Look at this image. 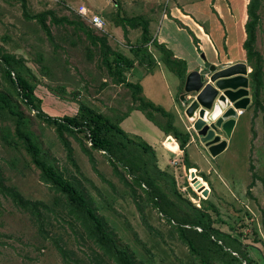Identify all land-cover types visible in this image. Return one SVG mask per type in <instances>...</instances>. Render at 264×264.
<instances>
[{
  "label": "rangeland",
  "instance_id": "rangeland-1",
  "mask_svg": "<svg viewBox=\"0 0 264 264\" xmlns=\"http://www.w3.org/2000/svg\"><path fill=\"white\" fill-rule=\"evenodd\" d=\"M79 5L86 7L88 17L96 14L103 18L102 30L92 27L87 18L77 14ZM157 5L164 8L163 0H116V3L114 0H27L31 14L50 9L55 17L79 20L93 35L105 37L113 51L130 59L136 55L134 45L138 42L136 34L139 30L130 32L125 28L124 33L115 26L116 20L118 17H142L143 10L154 11ZM255 12L259 22L254 30L253 50L263 60L259 99L264 105V0H258ZM46 24L51 42L35 21L23 18L17 2L0 0V47L22 59L30 71L35 94L41 99L44 112L55 117L72 115L77 105L83 103L113 121L118 129L113 135L112 152L90 149V143L81 135L78 138L67 135L72 147L69 159L53 127L37 118L33 109L21 104L29 117V128L46 157L91 197L96 214L104 219L115 242L126 247L138 264H200L177 235L178 224L192 217L197 208L209 215L214 229L229 234L239 245L237 255L231 253L236 260L226 253L211 251L206 257L207 264H264V179L254 188V198L249 185L241 194V187L247 180L251 184L255 181L254 175L264 177L262 108L254 107L251 102L243 108V113L236 119L228 157L222 158L227 153L221 152L212 158L207 146H202L205 150L200 148L194 143L197 142L194 137L187 153L200 171L187 170L183 164L185 152L180 155L182 152L174 149L176 144L171 138H165L162 143L167 148L164 153L159 146L141 149L139 136L127 133L129 127L138 129L143 122L141 119L150 118L146 110L138 107L139 98H133L129 89L115 84V78L101 63L100 48L92 45L73 26L54 25L48 18ZM155 27L156 21L150 25L151 33ZM136 61L133 63L132 59L131 67L123 70L122 75L139 86L138 78L144 75L146 67L138 68ZM149 74L141 79L145 95L150 96L149 90L153 88V94L169 104L175 74L152 66ZM163 76L170 83L165 85ZM248 79L250 81V76ZM2 88L6 85L0 77ZM248 88L251 98L250 82ZM132 107L136 110L128 117ZM156 118L157 115L153 118L156 122H164L162 117ZM4 127L13 131V124L7 117L0 118V172L5 184L16 188L26 199L44 202L52 212H42L46 217L42 227L10 198L0 194V264H117L88 238L82 221L68 212L65 197L43 181L40 169L16 138L3 133ZM253 127L261 138L257 147L250 137ZM121 136L122 140L119 139ZM79 139L90 149L92 158L82 149ZM254 150L257 157L253 156ZM220 166L223 167L224 183L216 174V168ZM199 175L209 183V189ZM205 187L207 194L202 196L200 189ZM194 229L200 232L199 228ZM54 242L66 249V258L58 254Z\"/></svg>",
  "mask_w": 264,
  "mask_h": 264
},
{
  "label": "trees",
  "instance_id": "trees-1",
  "mask_svg": "<svg viewBox=\"0 0 264 264\" xmlns=\"http://www.w3.org/2000/svg\"><path fill=\"white\" fill-rule=\"evenodd\" d=\"M13 1L20 5L23 18L27 21H35L44 31L45 37L50 42L52 41V36L48 24H46V18L54 25L63 23L80 30L92 45L100 48L101 63L104 65L108 74L115 78V84L129 89L133 98H139L138 107L146 110L150 120L152 119L150 109L160 110L162 115L166 117V121L163 125H157H159L164 132L172 133L175 138L179 139V147L185 152L184 147L187 141V135L174 127L172 124V114L166 112L161 106L153 105L150 101L144 100L141 96H138L139 86L128 82L122 75L124 72L123 70H127L131 67L132 59L134 61L138 53L143 55L147 54L143 46L145 44H151L161 53V61L165 67L179 78L182 89L186 72L185 63L182 60L173 58L171 51L164 45L151 39L148 33V21L146 19L133 16L118 17L116 20L115 26H119L124 33L126 32L125 27L132 30L138 28L140 31L138 42H136L138 45H134V53L136 55L130 59L113 51L107 44L105 37L93 35L92 31L79 20H69L67 17H55L53 11L50 9L31 14L27 8V0ZM257 5L258 0H249L247 3L248 18L245 24L246 40L243 43V48L246 51L248 65L252 67L249 74L250 85L252 86L251 103L254 107L262 108V117L264 120V105L259 99L260 89L263 85V60L261 55L253 50L254 30L259 22V17L257 12H255ZM175 21L180 27L186 30L187 34L191 37L193 45L197 48V40L191 32L183 27L180 22L177 20ZM146 57L149 59L148 55H145V58ZM149 65L150 64H148V66ZM209 70H214V67H209ZM0 77L6 85V88L0 89V118L7 117L13 124L12 132H10L8 127H4L2 128L3 133L12 135L21 143L30 156V160L40 169V175L43 181L52 185L56 191L65 197L70 215L75 217L76 220L82 221L83 226L86 228L88 238L91 239L106 256L112 258L117 264H138L126 247H120L115 242L113 234L108 230L104 219L96 214L91 197L86 195L84 189L78 183L66 178L46 157L37 137L29 128V117L24 113L21 104L33 109L37 118L53 127L57 138L64 145L69 159H71L72 147L66 137L67 135L77 138L81 135V137L90 143V149L112 152L115 145L113 135L118 130L116 125L113 124V121L100 115L96 110L83 103L77 105V110L72 115L68 114L61 117L48 115L41 108V99L35 94V85L31 81L30 71L25 67L22 59L3 51L1 47ZM146 106L148 108H145ZM120 118L121 116L118 117V119ZM122 137L123 136L119 137V139L122 140ZM79 141L82 145V149L92 158L90 149L85 146L81 139H79ZM142 142L139 144L141 149L149 148L148 145ZM109 161L114 166L115 170H117L114 161L111 160V158ZM183 164L186 168L190 167L187 159H184ZM0 194L10 198L14 205L19 207L20 210L29 213L42 227L46 218L42 212H52L44 202L26 199L16 188L5 184L4 176L1 175V172ZM212 224L206 212L194 208V215L186 220H182V222L178 224L177 235L182 244L187 247L188 251L200 262V264H207L206 257L211 251L226 253L230 259L236 260V257L232 254L237 255L235 252H237L236 250L239 245L234 239L230 238L229 234L214 229ZM185 226H188V228ZM194 228H199L200 232L195 231ZM40 229L42 230V228ZM203 239H205L206 242ZM54 245L58 254L66 258V249L56 242H54ZM64 261L67 262L65 259Z\"/></svg>",
  "mask_w": 264,
  "mask_h": 264
},
{
  "label": "crops",
  "instance_id": "crops-1",
  "mask_svg": "<svg viewBox=\"0 0 264 264\" xmlns=\"http://www.w3.org/2000/svg\"><path fill=\"white\" fill-rule=\"evenodd\" d=\"M114 3H116V0H114ZM247 3L248 0H163L164 8L160 9L161 6L159 5L154 8V11L150 10V8H147L143 10L144 14L142 15V18L148 21V33L151 39L159 44L164 45L169 51H171L173 58L182 60L185 63V75L189 71H201L203 73L207 71L212 73L218 69H222L228 65L236 63H245L247 69L251 71V68L248 65L246 51L243 48V43L246 40L245 24L248 18ZM175 20L180 22L182 26L189 30L195 37V39L197 40V48L193 45L191 37L187 34L186 30L175 23ZM154 21H156V27L155 31L151 33L150 25ZM126 29L130 32H136L135 30H139L138 28L133 30L129 28ZM136 36H139V33L136 34ZM136 45H138V43ZM143 47L145 48V52L147 53L145 55L149 56L151 63L148 66V58L146 57V59L145 55L140 53H138V55L134 59V61L137 60L136 64L138 65V68L142 67V65L143 68L146 67V70H144V75L142 74L138 78V96H141L144 100L150 101L153 105L161 106L166 110V112L172 114V124L174 125V127L187 135V141L185 143L184 150L186 159L190 163L189 168L200 171V168L194 165V159L192 160L187 153V150H190V144L194 142L195 135L190 129V124L184 117V103L181 99V97L183 96L181 81L175 75L176 80L171 82V88L173 89V92L169 104L162 102V100L160 99L163 98H159L155 94H153V88L149 90L151 92L150 96L148 94L145 95V88L141 83V79L142 77L149 74V67L152 66L154 69L155 67L163 68L166 70L168 69L161 61V53L157 51L153 45L145 44ZM209 67H214V70L210 71ZM148 76L152 77L153 75L149 74ZM163 81H165V85L170 83V81L165 76H163ZM249 82L250 81L248 80V83ZM145 87L147 88L148 85H145ZM251 101L252 96L250 98V102ZM134 110L136 109H133V107L130 109V112H128V117L132 114V112H134ZM150 112L152 118L151 120H147L145 118V120L141 119L143 120V122L141 121L138 129L129 127L127 125L129 127V130L128 132H126L129 133V135L136 134L137 136H139L138 138L141 141L146 142V144L150 147H155L154 149H157L156 146H159L164 153H166L165 151L167 150V148H165L162 143L164 142L165 138H171V140L176 144L174 149H177V152H182L180 154L182 155L184 151L179 147V143L177 142L179 141V139L175 138L172 133L164 132L163 129L159 125H157H163V123L166 121V117L162 115L160 110L150 109ZM154 114L157 115L156 119H159L160 116L163 118L164 122H156L153 119L154 117H156V115L154 116ZM137 115H139V113ZM236 127L237 120L231 131V134H233H230L231 136L228 138V140L226 138V146H224L223 149L215 155V157L221 152L227 153L222 156V158L225 156L228 157V153H231L227 152V149L230 146V143H232V137L234 135ZM252 129L253 130L250 134V137L253 140L252 143H254V146L257 147L258 143L261 141V138L257 132V129H255V127H253ZM221 136L225 137L222 134ZM194 143L200 148L202 147V144L199 143L198 140ZM194 147L197 148L196 146ZM170 152L172 153L171 150ZM253 156L257 157V151H253ZM203 159H206V156H204ZM208 167H210L209 164ZM189 168H187V170ZM216 169V174L224 183L223 167L220 166ZM254 177V183L248 184L249 180H247V183L244 184L243 187L240 186L242 188L241 194L245 192L244 189L247 187V185H249L252 188L249 189H251L252 191L253 198L255 197L254 188L260 184L261 180H263L264 177H259L257 175H254ZM200 178L202 177L200 176ZM202 179L205 181L208 187L209 183L205 180V178ZM248 201L249 200H247V202Z\"/></svg>",
  "mask_w": 264,
  "mask_h": 264
},
{
  "label": "water",
  "instance_id": "water-1",
  "mask_svg": "<svg viewBox=\"0 0 264 264\" xmlns=\"http://www.w3.org/2000/svg\"><path fill=\"white\" fill-rule=\"evenodd\" d=\"M250 72L245 63H236L212 73L190 71L184 77L181 97L184 117L212 157L226 146V137L230 136L238 117L236 108H245L250 102L247 77ZM218 101L228 105L227 111L214 123L206 122L205 116L210 118ZM200 192L206 196L207 188H201Z\"/></svg>",
  "mask_w": 264,
  "mask_h": 264
},
{
  "label": "built area",
  "instance_id": "built-area-1",
  "mask_svg": "<svg viewBox=\"0 0 264 264\" xmlns=\"http://www.w3.org/2000/svg\"><path fill=\"white\" fill-rule=\"evenodd\" d=\"M77 14L81 17V18H87L89 21V24L96 28V29H101L102 30V26L104 25L103 22V18L100 15H96V14H92L90 17L87 16V11H86V7L84 5H79L78 8L76 9ZM240 110H241V114L243 113V108L238 107L236 108V113L237 116H240Z\"/></svg>",
  "mask_w": 264,
  "mask_h": 264
},
{
  "label": "clouds",
  "instance_id": "clouds-1",
  "mask_svg": "<svg viewBox=\"0 0 264 264\" xmlns=\"http://www.w3.org/2000/svg\"><path fill=\"white\" fill-rule=\"evenodd\" d=\"M228 105L226 103L217 102L213 112L209 116H205V121L208 123H214L216 120L224 116V113L227 111ZM198 118V117H197Z\"/></svg>",
  "mask_w": 264,
  "mask_h": 264
},
{
  "label": "bare ground",
  "instance_id": "bare-ground-1",
  "mask_svg": "<svg viewBox=\"0 0 264 264\" xmlns=\"http://www.w3.org/2000/svg\"><path fill=\"white\" fill-rule=\"evenodd\" d=\"M240 114H241V110H240Z\"/></svg>",
  "mask_w": 264,
  "mask_h": 264
}]
</instances>
